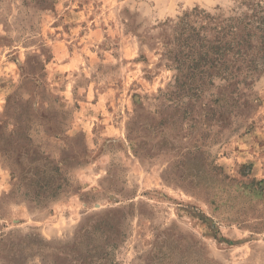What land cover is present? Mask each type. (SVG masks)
Listing matches in <instances>:
<instances>
[{
  "label": "rangeland",
  "instance_id": "374dc122",
  "mask_svg": "<svg viewBox=\"0 0 264 264\" xmlns=\"http://www.w3.org/2000/svg\"><path fill=\"white\" fill-rule=\"evenodd\" d=\"M249 2L0 0V264H264V71L193 102L240 98L227 127L180 134L162 58L163 23ZM44 165L67 182L55 198L13 187Z\"/></svg>",
  "mask_w": 264,
  "mask_h": 264
},
{
  "label": "trees",
  "instance_id": "16d2710c",
  "mask_svg": "<svg viewBox=\"0 0 264 264\" xmlns=\"http://www.w3.org/2000/svg\"><path fill=\"white\" fill-rule=\"evenodd\" d=\"M163 25L169 27V30L167 34H163L162 58L175 71L171 85L174 89L169 90L165 96L170 100L176 99V110H182L185 117V122L177 126L178 132L190 133L188 131L195 130L200 124L205 128L211 127L213 120L219 122L218 126L227 127L228 124L223 122L224 117L233 112L236 114L235 107L240 98H233L234 105L231 97V103L226 110L217 111L208 107L206 112H196V118L190 117L192 105L207 92H210L209 96L213 95L211 87L215 86V80H220L227 88H232L230 94L235 97L236 94L240 96V92L236 91L240 83L249 86V80L264 71V4L249 2L246 11L228 17L194 7ZM8 100L10 102V97ZM249 103L246 99L245 104L251 107ZM177 136L179 137V134ZM183 138L179 137V141ZM16 170L15 167L13 187L20 186L21 182L27 180V189L28 192L32 190L34 201L55 198L67 184L53 178L54 172L56 176L60 175V168L57 166L49 170L44 165L32 172L20 168L19 175ZM82 240L84 230L77 234L74 244L78 245ZM86 253L89 258L87 255L81 257L80 264H89L97 259L105 260L110 255L109 252L96 255L94 250Z\"/></svg>",
  "mask_w": 264,
  "mask_h": 264
}]
</instances>
